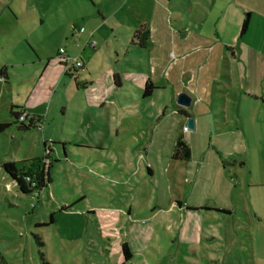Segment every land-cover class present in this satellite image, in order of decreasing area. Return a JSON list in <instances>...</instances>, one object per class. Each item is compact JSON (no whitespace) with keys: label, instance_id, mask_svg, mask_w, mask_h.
<instances>
[{"label":"crops","instance_id":"crops-1","mask_svg":"<svg viewBox=\"0 0 264 264\" xmlns=\"http://www.w3.org/2000/svg\"><path fill=\"white\" fill-rule=\"evenodd\" d=\"M82 1L0 0V67L6 66L9 76L5 81L0 80V105H8V115L0 116V123H10L7 130L18 134V145L22 147L24 136L36 128L20 130L14 123L10 108L19 107L22 112L40 118L42 151L46 138L52 136L53 147L55 143L61 145L65 158V146L72 137L76 143L71 154L77 162L79 157L87 158L91 169H102L108 175L119 169L124 175L143 177L144 182L154 181L141 196L148 204L160 205L161 209L166 205L167 211L174 208L182 211L185 221L189 215L213 211L199 201H190L189 193L195 195L196 189L190 179L188 184L178 185L180 172L176 164H183L182 171L193 181L194 175L205 172L217 161L207 153L208 140L200 134L204 125L200 106L196 112L192 99L198 100L196 105L202 103L205 107L208 103V87L216 79L207 72L202 76L201 71L211 70L209 61L216 47L230 49L234 62L237 54H264V0ZM185 7L189 10L185 11ZM174 8L178 11L174 25L169 27L170 11ZM246 17L248 28L252 23L257 26L256 40L248 43L242 42L248 28L240 35ZM80 18L89 33L80 25ZM224 19L234 22L231 33L238 29L241 43L220 42L222 33H228V28L222 26ZM80 27L84 29L82 33ZM138 30L148 33L143 45L136 35ZM42 32H49L59 40L58 48L49 57L41 52ZM91 39L96 45H90ZM126 42V52L117 53V46ZM60 48L70 58L67 64L57 57ZM103 48L104 51L106 48L105 60L99 55ZM205 52H210L206 58ZM75 57L85 61V69L73 66ZM15 65L22 69V75L12 77L9 69ZM30 65H42L38 77L24 71ZM148 81L154 88L145 96L143 89ZM38 82L44 92L37 87ZM182 92L192 96L188 108L175 102L177 94ZM68 104L74 106L77 114L72 126L66 125ZM188 117H193L194 129L183 131ZM68 127L72 128L69 133ZM180 138L189 150L187 159L180 152L173 155ZM57 156L56 152L55 159ZM133 158L144 159L145 172L141 165L134 170ZM13 162L26 171H35L40 164L34 169L33 163L28 169L19 161ZM50 171L47 185L52 179ZM125 200L129 203L133 198ZM253 201V215L261 219V200L257 197ZM216 207L217 213H228L225 204ZM133 215L132 207L128 206L130 225L140 223ZM131 238L129 232L127 246ZM198 240L195 235L192 242Z\"/></svg>","mask_w":264,"mask_h":264},{"label":"rangeland","instance_id":"rangeland-1","mask_svg":"<svg viewBox=\"0 0 264 264\" xmlns=\"http://www.w3.org/2000/svg\"><path fill=\"white\" fill-rule=\"evenodd\" d=\"M172 10L169 27L174 25L178 11ZM79 22L89 33L82 20ZM233 25L232 21H222L228 33H222L220 42H240L238 29L231 33ZM256 31L252 23L242 42L256 40ZM43 33L41 52L49 57L59 40L49 32ZM127 43L119 44L117 53L126 52ZM105 53L106 48L99 52L101 60L106 59ZM209 55L207 52L204 58ZM232 56L228 48L214 49L209 61L211 70L201 71L202 76L207 72L216 79L208 87V103L204 107L192 99L196 112L200 106L204 124L200 134L208 140L207 153L217 161L194 175L193 181L182 171L184 165L176 164L180 172L178 185H186L190 179L196 189L195 195L189 193L190 201H199L213 211L189 215L185 221L182 211L148 204L141 196L154 181L144 182L143 177L124 175L119 169L108 175L102 169H91L87 158L79 157L77 162L71 154L76 143L72 137L65 146V158L61 145L55 143L60 150L52 147L51 183L22 194L1 163L19 161L28 169L34 163L36 169L44 155L40 129L27 133L22 147L18 145V134L7 130L0 134V264H264V54H237L236 62ZM80 60L85 69V61ZM41 67L30 65L24 71L38 77ZM9 73L12 77L22 75V69L10 66ZM37 87L43 85L38 82ZM7 106L0 105V116L8 115ZM73 108L72 104L66 108V125L76 122ZM68 128L67 133L72 129ZM133 162L134 170L141 165L145 172L144 159L133 158ZM256 196L262 204L261 219L253 215ZM129 198L133 200L127 203L125 199ZM223 204L229 214L215 211ZM128 206L140 223L130 225ZM129 232L131 257L124 261L120 246L128 240ZM195 235L199 240L193 243Z\"/></svg>","mask_w":264,"mask_h":264},{"label":"trees","instance_id":"trees-1","mask_svg":"<svg viewBox=\"0 0 264 264\" xmlns=\"http://www.w3.org/2000/svg\"><path fill=\"white\" fill-rule=\"evenodd\" d=\"M246 28H248L247 17L243 20L242 27H240V35H242L245 32ZM147 34H148L147 31L145 32H142L139 30L136 31V35L141 45L144 44ZM8 77L9 76H8L7 67L6 66L0 67V80L5 81L7 80ZM153 88L154 87L151 85L150 81L146 82L144 89H143V94L145 96L149 95L152 92ZM20 112L22 113L19 107L11 106L10 114L15 119L14 123L20 128V130H28L30 128H36L35 125L32 123V121L28 122L26 125L17 123L16 120ZM32 117L35 120L40 121V118L35 117V115H32ZM9 127H10V123L1 122L0 123V133H2L4 130H7ZM179 152L182 154V157H184V159H187L190 155L188 148L185 147V145L181 142V138L176 141L173 155H176L177 153L179 154ZM51 165H52V162L46 168H42V167L40 168V166L38 165L35 171H32V170L26 171L22 168H19L16 162L9 161V162L2 163L1 167L3 168L5 173L10 177V179H12L16 183L20 193L28 194V193H32L35 190L42 189L50 182L49 171H50ZM29 175L33 176L32 180L34 182V186H32L31 182L25 181L26 176H29ZM121 252H122L121 255L124 261H127L130 259L131 252L126 242H123L121 244Z\"/></svg>","mask_w":264,"mask_h":264},{"label":"built area","instance_id":"built-area-1","mask_svg":"<svg viewBox=\"0 0 264 264\" xmlns=\"http://www.w3.org/2000/svg\"><path fill=\"white\" fill-rule=\"evenodd\" d=\"M79 31L82 33L84 31L83 28H79ZM93 43H90V45H92ZM65 49L64 48H60V50H58V59L60 62L62 63H68V61L70 60L69 57L66 56L65 54ZM72 61H73V66L74 67H77V68H80V69H83L82 68V62L80 61V59L78 57H75V58H72ZM32 121V123L35 125L36 128L38 129H41V122L40 121H37L35 120L32 115L30 114H27L25 112H20V114L18 115V118L16 120L17 123H20V124H27L28 122ZM183 131H187L188 128L186 126H183L182 128ZM52 147H53V142L52 141H49V140H46L44 142V150H43V157L41 158V161H40V168H46L48 165H50V163L52 162V158L50 157V153L52 151ZM33 176H26L25 178V181H28V182H31L32 186H34V182L32 180Z\"/></svg>","mask_w":264,"mask_h":264},{"label":"water","instance_id":"water-1","mask_svg":"<svg viewBox=\"0 0 264 264\" xmlns=\"http://www.w3.org/2000/svg\"><path fill=\"white\" fill-rule=\"evenodd\" d=\"M175 102L180 107L188 108L191 105V97L185 92L178 93ZM194 126H195V122L193 117H188L186 120V127L188 129H194Z\"/></svg>","mask_w":264,"mask_h":264}]
</instances>
